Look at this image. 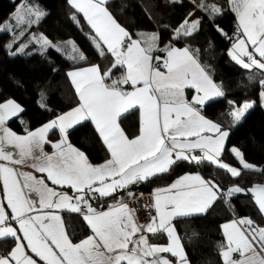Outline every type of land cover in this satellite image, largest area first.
<instances>
[{
	"label": "snow or ice",
	"instance_id": "1",
	"mask_svg": "<svg viewBox=\"0 0 264 264\" xmlns=\"http://www.w3.org/2000/svg\"><path fill=\"white\" fill-rule=\"evenodd\" d=\"M68 2L94 30L92 42L99 54L110 53L112 67L101 69L93 65L68 72L78 105L25 136L6 126L8 120L23 111L21 106L13 100L0 103V161L6 162L0 163L4 194L0 200V243L14 242L11 250L0 254V264H189L172 221L206 214L217 200L227 203L245 189L233 187L224 192L214 178L184 175L170 186L155 190L157 216L150 217L147 225L135 221L132 209L123 200L106 211H98L91 201L96 194L109 197L167 173L178 162H208L239 177L240 169L220 159L229 131L202 114L206 102L225 95L223 88L199 62L195 54L198 50L171 44L160 48L156 34L133 38L104 6L106 0ZM199 6L213 19L222 14L215 3L201 2ZM230 10L238 21L235 37L217 29L233 40L229 56L243 69L264 72V0H230ZM44 15L38 6L24 0L0 32L12 31L15 40L24 34L25 27L38 24ZM72 18L76 20L75 16ZM199 23L185 20L175 30L176 38L191 36ZM39 42L42 47L60 51L43 36ZM26 46L19 50L22 52ZM71 48L78 54L69 59H86L74 43ZM154 52L165 53L162 64L156 63L161 57L153 56ZM113 69L120 72L118 77ZM260 84L264 88V79ZM185 89L194 90L191 100L185 96ZM261 98L264 99V91ZM252 107V102H245L234 106L228 115L233 123H239ZM132 109L140 111L141 123L138 134L130 138L121 127V120ZM84 121L94 124L110 154L100 165L90 163L85 153L68 140L69 130ZM54 129L62 134L55 143L47 138ZM46 144H51L52 154L44 151ZM9 147L17 151H10ZM231 152L243 169L264 171L245 162L238 149L232 148ZM16 165L30 166L46 176L38 178L18 172ZM45 180L70 188L75 196L49 187ZM248 191L264 215V185ZM127 195L134 194L129 190ZM61 211L79 214L91 235L74 243ZM222 229L226 237L220 251L223 264H264V227L251 218H238L223 224ZM145 233H166L169 243L152 244ZM163 253L170 254L175 262L160 255Z\"/></svg>",
	"mask_w": 264,
	"mask_h": 264
},
{
	"label": "trees",
	"instance_id": "2",
	"mask_svg": "<svg viewBox=\"0 0 264 264\" xmlns=\"http://www.w3.org/2000/svg\"><path fill=\"white\" fill-rule=\"evenodd\" d=\"M22 2L24 0H0V27L11 19V15ZM28 2L45 13L40 22L25 27L24 34L15 40L12 31L0 32V103L13 100L23 109L7 124L10 130L19 135L40 128L78 105V96L68 78V72L93 65L108 69L112 67L113 59L110 53L99 54L92 42L95 34L83 15L73 9L68 0ZM201 2L219 5L222 14L213 19L200 8ZM106 7L133 38L156 34L159 36L160 48L171 44L177 48L188 47L194 52L198 50L195 54L199 62L214 82L223 88L225 95L203 105L202 114L229 131L221 158L229 166L240 169L241 175L233 177L226 170L208 162L200 165L178 162L169 172L138 185L139 192L151 193L168 186L185 173L199 172L206 179L214 178L224 192L233 187L245 189L244 192L233 195L227 203L217 200L204 215L179 219L175 223L190 264H223L220 255L222 245L226 243L222 232L223 224L238 218H251L257 225L264 227V215H261L254 200L247 193L248 189L256 185H264V171L243 169L238 158L231 152L232 148L238 149L246 162L264 170V108L259 104L260 93L264 90L260 84V80L264 79V72L243 69L228 54L233 40L226 38L217 29H223L224 33L233 38L237 33V18L230 10V0H110ZM185 20L189 23L199 20V28L191 36L177 39L175 30ZM34 36L47 38L60 51L56 47L41 48L34 41ZM73 43L86 57L85 60L69 59L70 56L78 54L71 50ZM9 44L13 47L9 48ZM24 45L27 46L21 52L19 49ZM153 56L161 57L156 63H162L165 53L154 52ZM113 73L117 77L120 75L115 69ZM229 101L234 103L229 104ZM245 102L255 104L239 123H233L228 113L234 106H242ZM140 123V112L135 109L125 114L121 127L132 138L138 134ZM48 138L54 142L60 138V132L54 130ZM68 140L95 165L106 161L110 156L90 121L70 129ZM46 147L51 149V144ZM122 194L123 192H119L101 199L93 198V205L98 210L108 208ZM64 217L65 227L74 243L91 235L89 227L79 214L68 213ZM150 241L153 244H162L167 242V237L164 233L151 234ZM13 244L12 240L0 243V254L11 250Z\"/></svg>",
	"mask_w": 264,
	"mask_h": 264
},
{
	"label": "crops",
	"instance_id": "3",
	"mask_svg": "<svg viewBox=\"0 0 264 264\" xmlns=\"http://www.w3.org/2000/svg\"><path fill=\"white\" fill-rule=\"evenodd\" d=\"M108 1H110V0H106V3H105V7H106V4H107V2ZM82 14V13H81ZM83 15V14H82ZM85 19V18H84ZM237 23H238V21H237ZM90 27V26H89ZM91 28V27H90ZM92 30V29H91ZM93 31V33H94V30H92ZM95 34V33H94ZM39 45V44H38ZM41 48H43V49H47L48 47H46V46H44V47H42V45H39ZM233 46V45H232ZM106 47V46H105ZM249 50L251 51L252 49H251V47H249ZM231 51V50H230ZM73 71V70H72ZM69 78V77H68ZM69 80H70V78H69ZM71 82V81H70ZM72 84V83H71ZM73 85V84H72ZM74 87V86H73ZM75 89V88H74ZM193 92H194V90H191V89H185V96L188 98V99H192V97H193ZM221 97H218V98H215V99H213V100H211V101H208V102H206L205 104H208V103H210V102H212V101H215V100H218V99H220ZM261 96H260V101H259V104H261L263 107H264V101L263 102H261ZM253 103V106H254V102H252ZM204 104V105H205ZM132 110H135V109H132ZM132 110H130V111H132ZM250 110V109H249ZM129 111V112H130ZM128 112V113H129ZM140 112V111H139ZM248 113V112H247ZM246 113V114H247ZM20 114V113H19ZM18 114V115H19ZM127 114V113H126ZM245 114V115H246ZM17 115V116H18ZM17 116H14V117H12L11 119H13V118H15V117H17ZM140 117H141V113H140ZM10 119V120H11ZM56 119V118H55ZM10 120H8L7 121V123H6V126H7V124H8V122L10 121ZM54 120V119H53ZM84 122H86V121H84ZM84 122H82V123H84ZM81 123V124H82ZM47 124V123H46ZM45 124V125H46ZM80 125V124H79ZM44 126V125H43ZM78 126V125H77ZM8 127V126H7ZM42 127V126H41ZM40 127V128H41ZM76 127V126H75ZM9 128V127H8ZM40 128H38V129H40ZM38 129H36V130H38ZM36 130H34V131H36ZM54 130H58V129H54ZM54 130H52V131H54ZM12 131V130H11ZM52 131H50L48 134H47V138L49 137V134L52 132ZM59 131V130H58ZM28 134V133H27ZM27 134H24V135H21V136H25V135H27ZM19 135V134H18ZM62 138V134L60 133V138L58 139V140H56V141H54L53 143H55V142H58L60 139ZM48 140H49V138H48ZM226 144V143H225ZM47 144L44 146V151L45 152H47L48 154H52L53 153V151H54V149L51 147V149H47ZM75 147V146H74ZM77 148V147H76ZM8 150H10V151H13V152H16L17 150H15V149H12L11 147H9L8 148ZM110 155V154H109ZM109 158H110V156H109ZM108 158V159H109ZM221 160H222V158H220ZM89 162H90V160H89ZM105 162V161H104ZM104 162H102V163H104ZM223 162V161H222ZM0 163H6V162H3V161H0ZM91 163V162H90ZM102 163H100V164H102ZM93 164V163H92ZM100 164H96V165H100ZM93 165H95V164H93ZM15 168H16V170L18 171V172H26V173H30V174H32V175H35V176H37L38 178H41V177H45L46 176V174H42V173H39V172H36L35 171V169H33L32 167H30V166H25V165H16V166H14ZM189 174H191V175H196V174H199V175H201L202 177H203V175L201 174V173H199V172H188V173H185V174H183V175H181V176H179V177H177L172 183H170L168 186H170L171 184H173L177 179H180V178H182L184 175H189ZM205 178V177H204ZM206 179V178H205ZM206 180H208V179H206ZM45 182L46 183H48L49 184V187H52V188H54V189H56L57 191H62V192H64V193H66V194H68V195H70V196H75V193L73 192V190H71L70 188H67V187H64V188H60L59 186H57V185H52L51 184V182L50 181H48V180H45ZM139 184H133V185H131L130 187H133V186H138ZM168 186H166V187H168ZM255 187V186H254ZM165 188V187H164ZM253 188V187H252ZM251 189V188H250ZM119 192H123V194L120 196V198H119V200L117 201V202H119L120 200H123V202H125V203H127V201L128 200H130V199H132L133 197H135L138 193H140L139 191L138 192H136V191H132V193L134 194L133 196H128L127 195V192H128V189H126V190H124V191H118V192H116V193H119ZM154 192H155V190L154 191H152L151 193L153 194V197H154ZM116 193H114V194H116ZM247 193L252 197V195H251V192L250 191H247ZM113 194V195H114ZM32 198L33 199H36V197H35V194H33L32 195ZM93 198H96V199H101V198H104V197H100L99 196V194H96ZM4 199V194H3V190H2V180H0V200H3ZM252 199H253V197H252ZM254 200V199H253ZM92 202V204H93V201H91ZM117 202H115L114 204H116ZM113 204V205H114ZM128 204V203H127ZM214 205V204H213ZM94 206V205H93ZM112 206V205H111ZM129 206V205H128ZM95 207V206H94ZM109 208V207H108ZM108 208H104V209H101V210H98V211H106V210H108ZM129 208L130 209H132L130 206H129ZM9 212H10V210H8ZM132 211H133V213H134V210L132 209ZM209 211V210H208ZM68 213H71V212H68V211H61V212H59V214L62 216V219H63V221H64V224H65V214H68ZM71 214H73V213H71ZM200 215H204V214H194V215H192V216H189V217H193V216H200ZM155 216H157V213H156V211H155V208H154V199H153V206L151 207V208H149L148 209V213H147V216L145 217V218H143V219H137L136 217H135V213H134V217H135V221L138 223V224H140V225H147L149 222H150V217H155ZM189 217H181V218H176V219H174L173 221H172V224H173V226L175 227V229H176V226H175V223H176V221L177 220H179V219H184V218H189ZM230 222V221H229ZM226 223H228V222H226ZM13 226L14 227H16V225H15V223H13ZM176 232H177V234L179 235V233H178V231H177V229H176ZM222 232H223V229H222ZM146 235H148V237H149V241H150V235L151 234H147V233H145ZM165 235H166V233H164ZM166 237H167V235H166ZM225 237V236H224ZM225 240H226V237H225ZM150 243H151V241H150ZM169 243V239H168V237H167V242H165V243H162V244H158V245H162V246H165V245H167ZM182 243V242H181ZM153 244V243H152ZM160 255H162V256H164V257H167V258H169V259H171V260H173L174 262H175V258H173V257H171L170 256V254H168V253H163V254H160ZM234 258H238V256L237 255H235L234 254ZM41 264H42V262H41ZM190 264V263H189Z\"/></svg>",
	"mask_w": 264,
	"mask_h": 264
},
{
	"label": "built area",
	"instance_id": "4",
	"mask_svg": "<svg viewBox=\"0 0 264 264\" xmlns=\"http://www.w3.org/2000/svg\"><path fill=\"white\" fill-rule=\"evenodd\" d=\"M162 64V63H160ZM128 205L134 210L137 219H143L147 216L148 209L153 206L152 193H140L127 201Z\"/></svg>",
	"mask_w": 264,
	"mask_h": 264
},
{
	"label": "rangeland",
	"instance_id": "5",
	"mask_svg": "<svg viewBox=\"0 0 264 264\" xmlns=\"http://www.w3.org/2000/svg\"><path fill=\"white\" fill-rule=\"evenodd\" d=\"M36 39H34V41H36V43L37 44H39V45H42V42H39V37H36V36H34ZM24 49H25V47H24ZM71 50H72V48H71ZM73 52V51H72ZM12 54H18V53H15V52H12ZM262 91H264V90H262ZM261 91V92H262ZM260 96H261V93H260ZM264 101V99H261V102H263ZM260 106L262 107V108H264L261 104H260ZM246 162V161H245ZM248 163V162H247ZM250 164V163H249ZM251 165H253V164H251ZM255 168H256V166L255 165H253ZM140 193H144V192H140ZM140 193H138V194H140Z\"/></svg>",
	"mask_w": 264,
	"mask_h": 264
},
{
	"label": "water",
	"instance_id": "6",
	"mask_svg": "<svg viewBox=\"0 0 264 264\" xmlns=\"http://www.w3.org/2000/svg\"><path fill=\"white\" fill-rule=\"evenodd\" d=\"M136 191V192H138V191H140V188L138 187V186H133V187H129V189H128V191Z\"/></svg>",
	"mask_w": 264,
	"mask_h": 264
}]
</instances>
